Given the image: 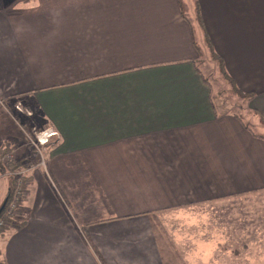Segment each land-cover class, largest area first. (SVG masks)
I'll return each instance as SVG.
<instances>
[{"label": "crops", "instance_id": "obj_1", "mask_svg": "<svg viewBox=\"0 0 264 264\" xmlns=\"http://www.w3.org/2000/svg\"><path fill=\"white\" fill-rule=\"evenodd\" d=\"M183 2L0 0V106L23 122L0 162L27 173L1 264H210L223 245L207 227L168 258L153 219L264 191V0H197L203 41L254 94L249 124L213 99ZM23 106L56 133L45 166H30Z\"/></svg>", "mask_w": 264, "mask_h": 264}, {"label": "rangeland", "instance_id": "obj_2", "mask_svg": "<svg viewBox=\"0 0 264 264\" xmlns=\"http://www.w3.org/2000/svg\"><path fill=\"white\" fill-rule=\"evenodd\" d=\"M183 1L184 12L189 21L198 29L199 38L203 42V31L199 25L201 19L198 15V12L201 14L199 3H197V0ZM199 67L203 69L207 81L213 87V96L218 97L217 100L225 107V110L236 115H243L248 124L251 123L253 118L257 122V119L253 117L252 112L249 110V105H245L240 101V98L231 92L229 83L219 71L218 62L210 56V52L206 48H204ZM6 107V110L8 109L14 117L11 118L6 110L0 106V145H5L4 138L13 135L14 131H21L20 126H23L19 113L14 111V108L10 105ZM20 108L23 109L22 112L19 111L21 115H29V139H26V141H29V155L32 156L29 159L30 166L38 162L40 164L42 158L49 155V148L54 147L51 146L54 140L50 138V143L41 146L38 143V135L46 131V124L34 107L29 106L27 108L23 106V108ZM6 119L12 124L7 123ZM5 148L8 147L5 146ZM7 168H9V163L2 160L0 162V209L7 200L5 181L2 178L4 169ZM18 169L23 171L20 170V167ZM10 178L13 179L11 175H9ZM184 210L185 212H177L156 220L153 219L154 240L156 243H160L166 257L173 258L175 254L172 250L164 251L163 247H166L167 241L191 239L192 243L197 242L196 238L201 236V228L207 227L208 230L204 234L210 238L211 242L220 241V245H223V247L217 246L218 248L211 246L209 250L210 264H264V191L248 193L209 204H199L187 207ZM191 227L197 229H191ZM4 238H0L1 251H3L2 245L5 242L1 240ZM192 247L193 249H183L181 257L185 258L183 256L185 253H201L200 246H197L199 250L196 249V246L192 245ZM2 258L4 260L3 255Z\"/></svg>", "mask_w": 264, "mask_h": 264}, {"label": "trees", "instance_id": "obj_3", "mask_svg": "<svg viewBox=\"0 0 264 264\" xmlns=\"http://www.w3.org/2000/svg\"><path fill=\"white\" fill-rule=\"evenodd\" d=\"M181 1V0H179ZM198 15L200 17V12H198ZM199 20V18H197ZM201 26L202 25V22H201ZM195 47L197 48L198 52H199V55H200V59L201 57L203 56V51H204V48H206L207 50H209L210 52V56H212V58L218 62V68H219V71L222 73V75L224 76L223 78L229 83L230 87H231V92L233 94H235L238 98H240V101H242L245 105L249 104L253 99H254V94L253 93H245L243 92L242 90H240L236 84H235V81L234 79L227 73L226 71V68L224 66V61L221 57H219L213 47V43L208 39V35L206 34V40H204L203 42L201 41H195ZM213 99L217 100L218 97L216 96H213ZM217 104L218 101H217ZM221 104V103H220ZM223 106L221 105L220 108H222ZM217 108L219 109V106H217ZM241 119V117H240ZM261 122L264 124V121L261 119ZM247 126V128L249 129L248 125L245 124ZM2 155L1 157L4 159V157L6 155L9 154L8 151H4V149L2 150ZM17 164H15L13 161L9 163V168L7 169H4V172L3 173H6L7 171H9V173H13V172H17L19 169V167L16 166ZM2 218H5L4 216V212L3 214H1L0 216V220ZM8 222H9V218L6 219ZM10 224V223H9ZM8 227V226H7ZM7 227H2L0 226V238L4 236V234L6 233L7 231ZM1 264V262H0Z\"/></svg>", "mask_w": 264, "mask_h": 264}, {"label": "built area", "instance_id": "obj_4", "mask_svg": "<svg viewBox=\"0 0 264 264\" xmlns=\"http://www.w3.org/2000/svg\"><path fill=\"white\" fill-rule=\"evenodd\" d=\"M17 109H19L17 107ZM56 133H48L45 131L44 133L38 135V143L41 146H46L48 143H50V138L52 136H55ZM45 136V137H44ZM45 138V139H44ZM4 160L8 163L13 161V156L11 154H8L4 157ZM47 163V157H43L41 160V165L45 166ZM12 176H15V186L13 188V191L10 195V200L8 202V205L6 209L4 210V216L5 218H2L0 220V226L7 227L9 225V222L6 220L9 218H13L15 214L18 212L20 205L24 202L26 192H27V184L25 182V176L27 173L25 171H17L11 173Z\"/></svg>", "mask_w": 264, "mask_h": 264}, {"label": "water", "instance_id": "obj_5", "mask_svg": "<svg viewBox=\"0 0 264 264\" xmlns=\"http://www.w3.org/2000/svg\"><path fill=\"white\" fill-rule=\"evenodd\" d=\"M6 203H7V202H6ZM6 203H5L4 206L0 209V216H1V214L3 213V211H4L5 207H6Z\"/></svg>", "mask_w": 264, "mask_h": 264}]
</instances>
